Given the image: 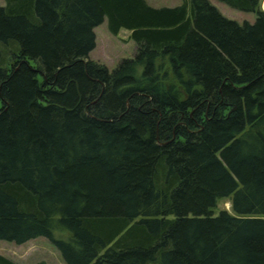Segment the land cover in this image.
I'll use <instances>...</instances> for the list:
<instances>
[{
  "label": "trees",
  "instance_id": "16d2710c",
  "mask_svg": "<svg viewBox=\"0 0 264 264\" xmlns=\"http://www.w3.org/2000/svg\"><path fill=\"white\" fill-rule=\"evenodd\" d=\"M221 1L256 19L0 4V238L46 236L66 264H264V8ZM105 19L137 46L113 68L90 56Z\"/></svg>",
  "mask_w": 264,
  "mask_h": 264
},
{
  "label": "rangeland",
  "instance_id": "374dc122",
  "mask_svg": "<svg viewBox=\"0 0 264 264\" xmlns=\"http://www.w3.org/2000/svg\"><path fill=\"white\" fill-rule=\"evenodd\" d=\"M176 0H149L151 4H172ZM183 0H180V2ZM219 9L228 17L240 22L245 20L254 21L256 13L254 11L241 10L233 7L221 0H212ZM5 0H0L4 4ZM263 7V3H262ZM97 33L96 47L90 52L91 57L100 60L113 68L123 56H132L136 51V42L130 37V32L123 29L119 34L110 31L108 20L95 27ZM226 208L232 211L230 198L218 200L215 210ZM0 253L9 256L23 264H35L44 259L49 264H66L61 252L56 245L46 236H37L24 243L0 238Z\"/></svg>",
  "mask_w": 264,
  "mask_h": 264
},
{
  "label": "crops",
  "instance_id": "0c3cea01",
  "mask_svg": "<svg viewBox=\"0 0 264 264\" xmlns=\"http://www.w3.org/2000/svg\"><path fill=\"white\" fill-rule=\"evenodd\" d=\"M149 1V0H148ZM182 2V1H181ZM180 2V0H176L175 2H173L172 4H161V5H176V4H179V3H181ZM262 3H263V8H264V0H262ZM153 5H155V4H153ZM156 6H160V5H156ZM123 30V29H122ZM121 30V31H122ZM125 30H127V31H129L130 32V30H128V29H125ZM120 31V32H121ZM90 56H91V54H90Z\"/></svg>",
  "mask_w": 264,
  "mask_h": 264
}]
</instances>
